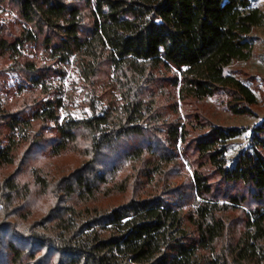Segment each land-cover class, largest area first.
<instances>
[{
	"label": "trees",
	"instance_id": "obj_1",
	"mask_svg": "<svg viewBox=\"0 0 264 264\" xmlns=\"http://www.w3.org/2000/svg\"><path fill=\"white\" fill-rule=\"evenodd\" d=\"M253 1L0 0V17L16 13L0 28V76L17 71L25 92L0 101V264H264V120L228 162L229 139L249 128L157 104L170 85L182 101L224 93L233 113L252 112L254 91L224 70L252 54L264 22ZM68 64L92 86L83 118L62 117L52 83ZM180 151L193 171L175 185ZM71 154L76 165H60ZM45 158L65 173L22 176ZM33 190L51 207L18 214Z\"/></svg>",
	"mask_w": 264,
	"mask_h": 264
},
{
	"label": "rangeland",
	"instance_id": "obj_2",
	"mask_svg": "<svg viewBox=\"0 0 264 264\" xmlns=\"http://www.w3.org/2000/svg\"><path fill=\"white\" fill-rule=\"evenodd\" d=\"M253 4L258 6L264 13V0H254ZM15 18L16 13L14 11H5V13L0 17V28L1 25L5 26V24H9L10 22L13 23ZM252 33L254 48L250 57L247 59L233 60L229 65L226 66L224 70L226 75L231 74L235 77H238L246 85H248L252 91H254L257 101L254 106H251L252 112L250 114L241 115L233 113L230 107L227 106L228 99L224 93H218L213 95V97H207L199 100L192 99L182 101L179 99L176 91L174 92L170 85L168 87L165 86L167 88V92L170 93L169 98L163 97L158 92L159 97L157 98V104L160 108H162V110H164V112L167 113L169 118L180 117L181 120L185 121L186 112H198L201 115H204L206 121H208L211 125L249 128L243 133V135L229 139L227 144L228 151L226 153V159L228 162H230L240 151L244 150V148L249 145L251 129L264 120V22L261 25L256 26ZM65 68L66 74L64 76H56L52 82L53 86L61 89L59 95L66 99V106L61 110L62 117L72 115L77 118H83L84 116L90 115L91 111L89 106L85 105L84 102L89 99L88 97L92 86L88 82L82 81V79L79 77L78 69L75 68L73 64H68V66ZM97 78H105V72L101 71ZM21 84L22 78L20 74L13 69L6 71L5 76L1 75L0 101L6 104L20 101V96L25 93L23 92V94H19ZM170 102H175L177 105L176 108L178 109V112L175 115L172 114L173 110L168 107ZM98 108L99 110L102 109V104H99ZM200 130L205 131L206 129L198 128L199 132ZM50 160L51 159L45 158L42 160V162H39L38 160L30 161L26 168L27 170L24 172L25 175L23 174L22 176H27L29 167H38L44 172H52L54 177L57 178L65 173L64 170L60 168V165L69 164L71 162L76 165V162L78 161L76 155L74 154L57 159L60 162V165L56 162L52 163ZM179 160L182 161L183 166L177 171L178 175L172 179V184L175 185H181V183L187 182L193 171V166L189 163V155L184 156L182 151H180ZM54 163L56 165H54ZM78 164H80V160ZM172 166L173 165H170V168H172ZM13 169L14 167L6 169L3 176L9 175L11 172H13ZM121 175L124 174L121 173ZM129 198V193L125 195H115V197L102 200L101 206L113 207L116 206V204L128 200ZM26 205L27 207H25V209H20L18 214L21 212L30 211L33 214L37 213L36 215L38 216L36 217H40L44 215V212H46L51 207L52 201L47 194H42L38 190H33L29 194ZM246 206L249 207L248 205ZM186 207L187 205L184 207V212H187L188 208ZM2 209L3 205L0 202V210ZM41 210H44V212L41 213ZM6 211L10 210L6 209L2 213H5ZM240 215L241 212L232 213V217ZM7 217H12L13 220H21L19 216L18 218L13 216ZM4 220L6 221L8 218L5 217ZM30 220L27 221V223L30 222ZM232 223L235 225L233 231H237L238 228L241 227L240 224L237 226L236 221H233Z\"/></svg>",
	"mask_w": 264,
	"mask_h": 264
}]
</instances>
